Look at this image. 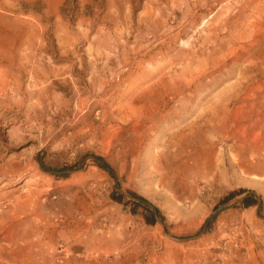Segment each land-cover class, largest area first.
<instances>
[{"label":"rangeland","instance_id":"374dc122","mask_svg":"<svg viewBox=\"0 0 264 264\" xmlns=\"http://www.w3.org/2000/svg\"><path fill=\"white\" fill-rule=\"evenodd\" d=\"M0 264H264V0H0Z\"/></svg>","mask_w":264,"mask_h":264},{"label":"trees","instance_id":"16d2710c","mask_svg":"<svg viewBox=\"0 0 264 264\" xmlns=\"http://www.w3.org/2000/svg\"><path fill=\"white\" fill-rule=\"evenodd\" d=\"M95 163L104 169H107L110 171V167L107 165V163H105V161L103 160L102 157H95ZM65 169H60V170H56V171H52L55 175H60ZM111 172V171H110ZM247 190L246 189H239L236 193L237 194H242L245 193ZM235 193L232 192L229 195H227L223 200L227 199L229 196L234 195ZM113 196L115 198V200H117L118 202H122V197L121 194L118 192H114ZM129 196L131 198V201H133L135 203V205H141L145 208V210L148 211L147 214H145V220L147 223L149 224H154L156 222V218H160V213L159 210L156 206H154L152 203H150L146 198H144L143 196L136 194L134 192H129ZM242 202L245 206H251V205H257L258 204V210H260L261 207V203L258 202L253 193H250L249 195H246L245 197H243ZM203 229V226L200 228V230Z\"/></svg>","mask_w":264,"mask_h":264},{"label":"bare ground","instance_id":"6f19581e","mask_svg":"<svg viewBox=\"0 0 264 264\" xmlns=\"http://www.w3.org/2000/svg\"><path fill=\"white\" fill-rule=\"evenodd\" d=\"M211 6V5H210ZM190 20V19H189ZM192 22V21H191ZM189 23V22H188ZM194 23V22H193ZM190 25V24H189ZM7 31L10 33V32H12V31H10V30H8L7 29ZM238 49V48H237ZM160 53V52H159ZM224 65V64H223ZM192 68V67H191ZM196 74V73H195ZM196 77V76H195ZM197 87V86H196ZM189 88V87H188ZM193 89V88H192ZM202 90V89H201ZM163 105V104H162ZM4 111V110H3ZM161 112V111H160ZM230 136V135H229ZM237 147V146H236ZM26 166H29V165H26Z\"/></svg>","mask_w":264,"mask_h":264}]
</instances>
